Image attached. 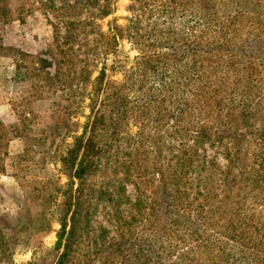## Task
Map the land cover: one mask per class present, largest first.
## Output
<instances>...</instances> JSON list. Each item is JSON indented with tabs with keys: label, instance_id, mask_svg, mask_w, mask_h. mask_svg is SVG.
Wrapping results in <instances>:
<instances>
[{
	"label": "rangeland",
	"instance_id": "obj_1",
	"mask_svg": "<svg viewBox=\"0 0 264 264\" xmlns=\"http://www.w3.org/2000/svg\"><path fill=\"white\" fill-rule=\"evenodd\" d=\"M263 127L264 0H0V264L56 263L69 193L64 264H264Z\"/></svg>",
	"mask_w": 264,
	"mask_h": 264
},
{
	"label": "trees",
	"instance_id": "obj_2",
	"mask_svg": "<svg viewBox=\"0 0 264 264\" xmlns=\"http://www.w3.org/2000/svg\"><path fill=\"white\" fill-rule=\"evenodd\" d=\"M264 132V127L262 128ZM181 135V145L179 147V150L181 151L180 156V166L184 165L189 158L192 157L191 151H195V144H196V137L194 133H188V131L183 130ZM207 138V137H206ZM192 144L193 146L189 148V145ZM91 146L93 148V145L88 143H83L81 138H76L73 145L68 149V153L65 160L66 169L71 172L70 179L73 181H77V183L80 185L83 182V176L86 172V167L88 168L91 164V161L89 158L90 156V149ZM188 147V148H185ZM261 155L263 157V161H261L260 165L264 168V149L261 150ZM177 179L178 177H171L170 182H166V178L162 176L161 178V184L158 185V188L160 190H163L162 193H159V200L154 199L150 203L149 207V213H147V217L149 219L148 226L149 227H155L154 222L157 221L155 218L161 219V215L170 214L172 210H176L179 207V201L183 195H185V186L183 192L179 191V194H177V189L174 190L173 194L170 192L169 188H173L172 186H177ZM264 180V179H263ZM255 183L257 181H254ZM253 182V183H254ZM249 188V187H248ZM251 188H249L250 190ZM79 190V188L77 189ZM248 190V189H247ZM248 190V191H249ZM240 197V193H238V196ZM73 199V194L69 193L67 195L66 203L64 206L66 207L63 211V215L61 217L60 221V228L56 234L57 240L55 242L54 249L57 251L60 249V247L63 246V251L59 258L57 259L55 264H64V258L68 255V251L70 250V246L72 243V239L75 234V226L73 223L68 227V221L67 216L70 213L71 209V203ZM78 204V202H77ZM189 204V203H188ZM164 207H166V210H164ZM183 208V207H182ZM222 218H227L225 226L228 228L227 233L228 236L232 239L233 242H236L239 244L242 248H245L247 246V241L245 240V233L244 230V221L246 220V217H242V212L239 210L233 211L230 214H227L225 211V215L221 216ZM74 219V215L71 214V217L69 221L72 222ZM184 225L191 228L188 223L187 219H183ZM148 260H151L149 256H147Z\"/></svg>",
	"mask_w": 264,
	"mask_h": 264
}]
</instances>
